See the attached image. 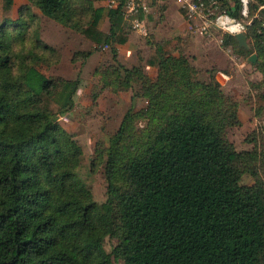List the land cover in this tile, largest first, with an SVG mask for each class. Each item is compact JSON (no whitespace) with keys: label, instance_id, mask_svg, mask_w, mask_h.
Masks as SVG:
<instances>
[{"label":"trees","instance_id":"obj_1","mask_svg":"<svg viewBox=\"0 0 264 264\" xmlns=\"http://www.w3.org/2000/svg\"><path fill=\"white\" fill-rule=\"evenodd\" d=\"M26 1L95 49L110 45L113 61L116 46L127 42L120 7L109 11L104 33L93 26L102 0ZM212 1L228 16L240 12V0ZM253 1L264 10V0ZM0 6V264H264V182L252 169L254 183L241 184L240 167L258 154L236 152L225 137L226 127L240 122L236 102L216 82L194 81L186 57L170 54L165 43L143 63L94 70L102 87L121 92L138 84L147 99L138 113L124 114L108 145L96 144L94 160L105 158L107 182L106 200L97 204L75 176L82 149L57 118L72 105L79 80L47 77L25 57L14 73L7 27L19 19L11 22L13 0ZM81 12L89 16L84 22ZM244 34L251 50L240 52H254L264 75L261 20ZM225 40L239 48L233 35ZM146 67L156 68L153 79ZM106 235L116 240L111 253L102 245Z\"/></svg>","mask_w":264,"mask_h":264},{"label":"rangeland","instance_id":"obj_2","mask_svg":"<svg viewBox=\"0 0 264 264\" xmlns=\"http://www.w3.org/2000/svg\"><path fill=\"white\" fill-rule=\"evenodd\" d=\"M89 1L86 0L87 3ZM223 1L229 5L233 3L232 0ZM240 2L243 5L245 0ZM253 4L254 1L249 0L245 15L241 14L240 9L236 18L244 27L255 20H261V26L264 27V10L258 12L252 7ZM148 6L150 13L140 32L131 29L123 19L121 20V26L127 37V42L122 47L123 57L129 62V56L132 57L130 51L135 50L138 62L143 63L142 59L149 50L155 49L157 44L165 43V48L170 54L186 57L189 65L194 69L195 73L192 77L194 81L216 82L220 91L236 102L240 122L239 125H228L224 131L225 137L236 152L256 150L258 154L255 162L249 163V168H246L247 163L245 166L243 164L240 166L244 169L241 174V184L250 186L254 183V176L250 172L252 169L259 172L264 182L263 73L256 63L248 61L249 56L240 52L241 47L237 48L233 43H228L225 40L227 34L215 29L211 24L203 28L204 25L195 20L196 26L190 25L191 28H188L186 34L184 29L188 26L189 19L181 13L175 0H148ZM224 7L223 5L211 7L210 18L221 13ZM94 8L108 9L106 0L99 1ZM31 15L34 19L27 24V21H31ZM97 16H101L100 24L108 29L109 13L106 15L99 11ZM176 17H181L182 21H177ZM78 18L84 22L89 16L81 12ZM16 19H19L20 25L7 27L10 37L7 51L11 57V69L14 73H19L22 68L21 60L25 57L34 58L32 64L47 77L79 80V85L72 96V105L57 115V118L59 124L71 133L82 149L75 172L76 178L87 186L93 200L97 204H102L106 200L107 189L104 176L105 158L99 162L98 159L94 160L96 144L108 145L124 114L129 110L132 114L138 113L147 106V99L141 95L138 84H133L130 90L121 92H113L110 88L102 87L100 74L95 73L94 70L96 68L103 70L110 65L115 66L114 63H121L118 58L116 61L112 60L110 45L95 49L96 46L90 40L44 17L26 0H13L11 22ZM3 21L4 10L0 6V26ZM237 30L245 33L246 29ZM69 42L72 48L68 46ZM247 44L250 49V39H247ZM43 45H47L48 48L44 49ZM89 50L94 51L97 56L85 58L78 54ZM145 71L151 79L157 74L156 68ZM136 124L141 126L144 122L137 119ZM93 160L95 163L91 165ZM102 245L107 253H111L116 246V240L106 235ZM114 264H123V262L120 260Z\"/></svg>","mask_w":264,"mask_h":264},{"label":"built area","instance_id":"obj_3","mask_svg":"<svg viewBox=\"0 0 264 264\" xmlns=\"http://www.w3.org/2000/svg\"><path fill=\"white\" fill-rule=\"evenodd\" d=\"M175 1L178 3L180 10H185V15L189 20L200 21L204 25L203 28H206L211 24L215 29L222 30L226 34L234 36L237 33H241L237 29L242 28V30H245L246 26H248L246 25L244 27L236 17L228 16L224 10L213 18H210L212 14L211 7H217L212 0L207 4L202 0ZM248 4L249 0H245L243 5L241 4L242 15H245L248 9ZM106 7L108 10H114L117 9V7H120L123 21H125L131 29L139 32L144 28L145 20L150 13L148 0H106ZM262 8H264V5L259 6V10ZM234 27L237 29L235 30Z\"/></svg>","mask_w":264,"mask_h":264},{"label":"crops","instance_id":"obj_4","mask_svg":"<svg viewBox=\"0 0 264 264\" xmlns=\"http://www.w3.org/2000/svg\"><path fill=\"white\" fill-rule=\"evenodd\" d=\"M98 9H100V8H96V11H95V17H94V21H93V26L96 28V29H99L101 32H104V33H108V31H109V27H110V23H109V21H108V23H109V27H108V29L105 27V25L103 26V25H101L100 23H101V21H100V18H101V16H97V13H99V11H101V14H102V12H104V13H106V15L109 13V10L108 9H105V8H101L100 10H98ZM98 11V12H97ZM102 19V18H101ZM176 19H177V21H182L181 20V17L180 18H178V17H176ZM188 23V22H187ZM188 26H186V29H184V32L186 33V34H188V28L190 27L191 28V26H190V24L188 23L187 24ZM64 34V33H63ZM65 36V35H64ZM191 36V35H190ZM189 36V37H190ZM173 37V36H172ZM65 38H68L67 36H65ZM191 38V37H190ZM169 39V38H168ZM192 39V38H191ZM70 40V39H69ZM65 41H68V40H65ZM93 44V43H92ZM68 46L70 47V48H72V44L69 42V44H68ZM122 47H123V45H120V46H116V52H117V56H116V59L117 60H119V62H121L120 64L121 65H123V66H125V65H128V67H131V66H134V65H137L138 64V60H137V56H136V54H135V50H132V52L130 51V53H132V57H130L129 56V62L125 59V57H123V55H122ZM134 52V53H133ZM131 55V54H130ZM97 56V54L96 53H93L90 57H92V58H95ZM121 57H123V58H121ZM127 67V66H126ZM149 69H154L153 67H146V70H149Z\"/></svg>","mask_w":264,"mask_h":264},{"label":"water","instance_id":"obj_5","mask_svg":"<svg viewBox=\"0 0 264 264\" xmlns=\"http://www.w3.org/2000/svg\"><path fill=\"white\" fill-rule=\"evenodd\" d=\"M237 43H238V46L241 47V48H244V49H249V46L247 44V40H246V36L244 33H237L234 35ZM256 55L255 54H251L249 57H248V61L250 63H255L256 62Z\"/></svg>","mask_w":264,"mask_h":264}]
</instances>
